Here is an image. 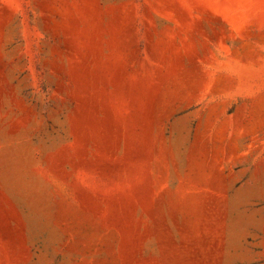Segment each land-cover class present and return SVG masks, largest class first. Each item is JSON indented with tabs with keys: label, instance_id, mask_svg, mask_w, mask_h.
Masks as SVG:
<instances>
[{
	"label": "rangeland",
	"instance_id": "obj_1",
	"mask_svg": "<svg viewBox=\"0 0 264 264\" xmlns=\"http://www.w3.org/2000/svg\"><path fill=\"white\" fill-rule=\"evenodd\" d=\"M0 264H264V0H0Z\"/></svg>",
	"mask_w": 264,
	"mask_h": 264
},
{
	"label": "bare ground",
	"instance_id": "obj_2",
	"mask_svg": "<svg viewBox=\"0 0 264 264\" xmlns=\"http://www.w3.org/2000/svg\"><path fill=\"white\" fill-rule=\"evenodd\" d=\"M6 158V157H5ZM13 165V164H12ZM17 165V164H16ZM20 165V164H19ZM8 167V166H7ZM17 169H18V167H17ZM8 170H9V168H8ZM2 171H5V170H2ZM9 174V173H8ZM7 178V177H6ZM14 179V178H13Z\"/></svg>",
	"mask_w": 264,
	"mask_h": 264
}]
</instances>
